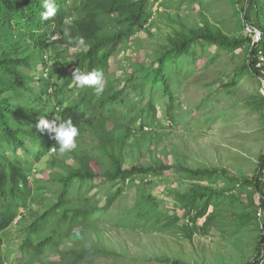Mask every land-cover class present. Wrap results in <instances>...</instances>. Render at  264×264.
<instances>
[{"label": "trees", "instance_id": "1", "mask_svg": "<svg viewBox=\"0 0 264 264\" xmlns=\"http://www.w3.org/2000/svg\"><path fill=\"white\" fill-rule=\"evenodd\" d=\"M157 1L56 0L55 16L42 20L43 0H0V250L6 231L16 219L26 223L19 229L23 232L22 240L12 260L8 254H0V264H82L108 255L97 249L58 250L60 241L87 229L95 215L107 211L123 192L118 187L97 197L90 196L92 189L105 183L124 186L136 176H161L171 169L177 170L185 180L206 183L195 184L189 191L174 196L183 212L181 218L189 224L203 220L202 233L213 225L221 207L240 202L235 192L249 191L246 207L251 209V214L240 218L235 231L257 232L254 258L245 264H264V153L258 159L254 176L242 179L225 169L194 170L162 161L143 168L136 165L123 168L127 142L133 139L136 130L145 135L144 129L157 121L155 104L159 100L168 101L166 112L172 119L177 89H171V81L176 78L175 86L179 87L185 76L182 70L197 59L196 47L209 45L233 53L248 45L245 68L249 67L253 76L264 81L261 62V58L264 61V4L262 0H248V8L242 6L239 10L242 27L250 26L260 32L258 43L243 35L232 37L226 29L203 18L200 27L187 30L171 41L152 62L150 70L145 72L141 65L137 72H131L127 87L138 99L146 91L149 95L147 103L141 105V100L134 101L126 94L127 87H119L120 79L111 70L110 58L128 49L137 33L145 30ZM191 2L199 6L203 3L202 0ZM79 37L84 38L83 46L75 43ZM259 63L262 68L257 67ZM77 67L82 71L102 70L104 92L97 95L92 87H77L72 80ZM261 99L264 104V98ZM40 117L55 119L57 123L71 119L79 129L77 147L59 152L56 142L46 132L37 130ZM88 134L97 140L96 152L107 161L106 166L98 164L91 151L79 148L80 139ZM52 150L71 158L78 167L55 158L45 180L35 177L32 168ZM220 185L222 188L215 187ZM101 198L105 199L103 207H99ZM153 217L154 223L162 226L180 220L174 216L167 222L163 214ZM150 219L151 215L144 210L131 219L135 223L131 226L142 227ZM50 249L58 251L60 262L44 260ZM158 262L179 264L167 258Z\"/></svg>", "mask_w": 264, "mask_h": 264}, {"label": "rangeland", "instance_id": "2", "mask_svg": "<svg viewBox=\"0 0 264 264\" xmlns=\"http://www.w3.org/2000/svg\"><path fill=\"white\" fill-rule=\"evenodd\" d=\"M202 1L201 6L191 0H159L153 4V17L145 30L137 33L128 49L110 58L111 70L115 78L120 79V88L129 86L127 80L131 72H137L141 65L145 72L150 70L152 62L171 41L187 30L200 27L203 18L226 29L232 37L245 36L246 27H242L239 10L242 6L247 9L248 2L240 0L237 5V0ZM261 2L264 4V0ZM251 18H255L253 12ZM195 51L197 59L182 70L185 76L179 87L175 86L176 78L171 81V89H177L172 119L166 112L168 101L159 100L161 95L156 93L159 100L155 104L157 121L151 128L144 129L145 135L136 130L133 139L127 142L128 147L123 150V168L131 169L133 165L143 168L162 161L194 170L225 169L239 179L252 177L264 153V104L261 102L264 81L253 76L249 67L245 68L249 46L233 53L209 45L198 46ZM126 94L134 101L141 100V105L149 99L147 91L138 99L130 87ZM79 142V148L91 151L98 164L107 165L96 152V139L88 134ZM32 153L35 155V150ZM55 158H62L73 168L78 167L71 158L52 150L32 168L35 177L45 180ZM30 180H34L33 175ZM195 184L206 185L185 180L174 169L161 176H136L124 186L102 184L92 189L90 196L98 197L99 193L106 194L118 187H122L123 192L107 211L95 215L87 229L60 241L58 250L97 249L108 254L82 264H161L158 260L164 258L179 264H245L251 261L257 232L235 231L240 218L251 214V209L246 207L249 191L235 192L240 202L221 207L213 225L202 233L203 220L189 224L181 218L183 212L174 199L177 193H185ZM215 187L222 188L221 185ZM104 203L105 199L101 198L99 207ZM144 210L151 215V221L142 227L131 226L135 224L131 219ZM157 214L166 216L167 222L174 216L180 220L162 226L154 223L153 216ZM25 224L16 219L6 231L0 254H8L12 260L22 240L23 232L19 229ZM188 234H191L189 239ZM44 260L60 262L58 251L48 250Z\"/></svg>", "mask_w": 264, "mask_h": 264}, {"label": "clouds", "instance_id": "3", "mask_svg": "<svg viewBox=\"0 0 264 264\" xmlns=\"http://www.w3.org/2000/svg\"><path fill=\"white\" fill-rule=\"evenodd\" d=\"M43 11L40 13L42 20H49L57 12L56 0H43ZM75 43L83 46L85 41L83 37L76 38ZM72 80L77 87H92L97 95L105 90L103 82V72L98 68L91 71H82L75 68L72 72ZM36 128L41 133H47L50 139L54 140L59 146V152L65 153L74 150L77 147L76 138L79 135V129L72 123L71 119L57 123L55 119L49 120L40 117Z\"/></svg>", "mask_w": 264, "mask_h": 264}, {"label": "built area", "instance_id": "4", "mask_svg": "<svg viewBox=\"0 0 264 264\" xmlns=\"http://www.w3.org/2000/svg\"><path fill=\"white\" fill-rule=\"evenodd\" d=\"M248 1V0H245ZM245 36L251 38L252 43H258L260 40V32L250 26H246L245 28ZM261 55V54H260ZM263 61V58H261V62ZM262 64H258V67H261Z\"/></svg>", "mask_w": 264, "mask_h": 264}]
</instances>
